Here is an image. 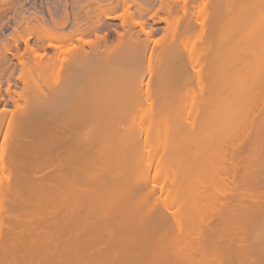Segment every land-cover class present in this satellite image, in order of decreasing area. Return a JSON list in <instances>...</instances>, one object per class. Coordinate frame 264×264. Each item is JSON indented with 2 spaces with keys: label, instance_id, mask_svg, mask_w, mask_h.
<instances>
[{
  "label": "bare ground",
  "instance_id": "bare-ground-1",
  "mask_svg": "<svg viewBox=\"0 0 264 264\" xmlns=\"http://www.w3.org/2000/svg\"><path fill=\"white\" fill-rule=\"evenodd\" d=\"M189 1L152 0L154 12L140 0H87L84 27L75 22L59 32L65 24L55 19L44 32L49 56L22 40L28 58L13 54L27 72L15 79L22 90H11V77L4 92L0 85V264H73L90 254L83 264L264 262V115L253 137L230 135L241 123L231 117L239 116V102L248 104V88L264 77V0H206L213 8L197 5L195 19L179 27L176 17L171 35L181 36L171 42L170 35L162 48L148 18L157 24L159 13L158 22L178 10L189 14ZM117 11L120 24L101 19ZM195 28L201 48L196 39L182 41ZM166 105L177 112L173 126ZM250 123L235 130L247 132ZM180 142L191 150L180 146L178 153ZM156 143L167 151L164 166L175 164L170 186L162 183L169 170ZM152 165L163 166L162 182L152 180ZM182 191L186 199L178 202Z\"/></svg>",
  "mask_w": 264,
  "mask_h": 264
},
{
  "label": "rangeland",
  "instance_id": "rangeland-1",
  "mask_svg": "<svg viewBox=\"0 0 264 264\" xmlns=\"http://www.w3.org/2000/svg\"><path fill=\"white\" fill-rule=\"evenodd\" d=\"M3 1V2H2ZM0 0V85L2 86V90H3V92L6 90V88H7V86L9 87V85L11 84L12 85V89L11 90H13V92L14 91H16V92H19V91H21L22 90V87H23V81L20 83H18V81L17 80H15L16 79V77L17 76H19V74H21V71L23 70V71H25L26 72V70H24V69H21L20 68V64H18L19 63V61H18V59H17V57H16V60H15V58H14V55H16L17 56V53H18V55L19 54H21V55H23L22 53H25L24 55V59L23 60H26L25 59V57H27L28 55H27V50H25V48H26V45H25V43L24 42H28L30 45H32V47H34V48H38L40 51H39V53H41V54H43L44 52L46 53V54H52V50L50 51V45H48L47 44V42L49 41H47V39H45L46 37L44 36V34L46 33V30H48L47 28H51V29H49V30H52L53 28H55V21H57V22H63L64 24V26H60L59 27V29H58V31L59 32H62V31H69V30H71L72 28H75L76 26H85V24H86V21H85V19H86V13H83L84 12V9H81L82 7H80V6H82L83 5V2L85 3V1H87V0ZM191 1V0H190ZM189 1V2H190ZM199 1V3H200V1H201V3H202V5H199V4H197L196 2H197V0L195 1V0H193V8H191L190 9V11H189V14L188 13H184V12H181V11H183V10H181L180 12H179V10H178V12H176L175 14H172V15H170L169 16V19L170 20H172V21H170L169 19H168V23L167 22H165V21H160V22H158L157 20V18L162 14V13H159L157 16L158 17H156V22H157V24L156 23H153L152 21H151V17H149L150 16V13H151V10L153 9L154 10V8L156 7H158V5H157V3H156V5L154 6L153 5V7L154 8H151V6H152V0L150 1V0H140V2H143V3H141L142 5L145 3L146 5H148L150 8H151V10H150V12H146V15L145 16H147L148 15V19H149V22L147 21V23H149L148 25L150 26V28H154V27H156V28H154L155 29V31H154V38H155V40L157 39V41H158V39H159V41H161V43H162V45L160 44V43H158L157 44V46L156 47H159L160 45H161V47L162 48H164L165 46H166V44L168 43H171L173 40H175V39H178L179 38V36H181L180 35V33L178 34L179 36H176L175 37V39H173V37L174 36H172L171 34H172V27L174 26V22L176 21V19L177 18H179L177 21L178 22H176V25L178 24V26L180 27V26H182L183 24H184V21L186 22V20H188L189 21V18L192 20L193 18L195 19V16H196V14L200 11V12H202L201 10H205L206 9V6L208 5V7L210 6L211 7V5L212 4H210V3H207L206 2V0H198ZM204 1H205V8H204V5H203V3H204ZM208 1H210V2H213V1H211V0H208ZM79 2V3H78ZM138 2H139V0H138ZM147 2H148V4H147ZM150 2H151V4H150ZM62 3H64V4H62ZM76 3H78V4H76ZM191 3V4H192ZM195 3H196V5H195ZM207 3V4H206ZM7 4V5H6ZM145 4H144V7H147V6H145ZM154 4V3H153ZM2 5V6H1ZM6 5V6H5ZM85 5H87V4H85ZM85 5H83L84 6V8L86 7ZM197 5H198V7H200V6H202V7H200L201 8V10L198 8V9H196L197 8ZM195 6V7H194ZM192 7V6H191ZM90 8L92 9V7L90 6ZM148 8V7H147ZM155 8V10H154V12H156V9ZM211 8H213V6L211 7ZM49 9V10H48ZM88 9H89V7H88ZM87 9V7H86V10H88ZM207 9H210V8H207ZM206 9V10H207ZM66 10V11H65ZM85 10V11H86ZM199 10V11H198ZM195 11V13H193ZM198 11V12H197ZM212 11V10H211ZM80 12V13H79ZM119 12L121 13V10H119ZM118 11L117 12H113V13H115V14H112V16H114V17H116V16H118L120 13H119ZM192 12V13H191ZM197 12V13H196ZM149 13V14H148ZM153 13V12H152ZM184 13V14H183ZM191 13V14H190ZM205 13H207V12H205ZM208 13H209V10H208ZM211 13V12H210ZM75 14V15H74ZM76 14H78V17L80 16V19L78 20L77 19V21H75L74 19H75V16H76ZM81 14V15H80ZM82 14H83V16H82ZM178 14V15H177ZM181 14V15H180ZM195 16H194V15ZM116 15V16H115ZM175 15V16H174ZM193 16V17H190V16ZM37 16V17H36ZM172 16V18H170ZM184 16V17H183ZM74 17V18H73ZM113 17V18H114ZM160 17H164V15L162 14ZM177 17V18H176ZM24 18V19H23ZM68 18V19H67ZM107 18V17H105L104 15L101 17V19L104 21V22H111V23H115V24H120L119 22V20L120 19H117V17L116 18ZM22 19H23V21H22ZM56 19V20H55ZM83 19V20H82ZM112 19V20H111ZM185 19V20H184ZM47 20V21H46ZM55 20V21H54ZM65 22H64V21ZM106 20V21H105ZM175 20V21H174ZM170 21V22H169ZM67 22V23H66ZM75 22H77V23H79L78 25H77V23L76 24H74ZM172 22V23H171ZM33 23V24H32ZM81 23V24H80ZM169 23H171V25L169 24ZM181 25H180V24ZM46 24V25H45ZM151 24H152V26H151ZM167 24V26H165ZM173 24V25H172ZM76 25V26H75ZM169 25V26H168ZM46 26V27H45ZM73 26H75V27H73ZM148 26V27H149ZM26 27V28H25ZM29 27V28H28ZM33 29H32V28ZM165 27H166V29H168V30H170L169 32L165 29ZM168 27V28H167ZM169 27H171L170 29H169ZM15 28V29H14ZM23 28V29H22ZM35 28V29H34ZM45 28V29H44ZM164 28V29H163ZM197 28V27H196ZM196 28L195 29H192V30H190L189 32L187 31V33H186V31L184 32V30H182V32H184L186 35L187 34H191L190 36L188 35V37H189V39H190V41L186 38V35L184 36L186 39H184V37L182 38V41L183 40H187L186 42H192V40L193 41H195V39H196V41L195 42H197V46L199 47L200 45V43L201 44H203L201 41V38L203 37V36H199V35H201L202 33L201 32H197L195 35L193 34V32H196ZM16 29H17V31H16ZM64 29V30H63ZM198 29H200V28H197V30ZM45 30V31H44ZM194 30V31H193ZM35 31H36V34H35ZM41 31H43V32H41ZM172 31V32H171ZM192 31V32H191ZM200 31V30H199ZM27 32H31L30 33V35H28L29 33H27ZM33 32V33H32ZM41 32V33H40ZM45 32V33H44ZM171 32V33H170ZM179 32H181V31H179ZM19 33V34H18ZM43 33V34H42ZM164 33V34H163ZM166 33H168V35H167V37H166ZM170 33V34H169ZM183 33V34H184ZM36 35V37H35V35ZM42 34V35H41ZM40 35V36H39ZM162 35V36H161ZM165 35V36H164ZM170 35H171V42H169L170 41V39H169V37H170ZM198 35V36H197ZM14 36H15V38H14ZM20 36V37H19ZM45 37V38H43V37ZM144 36V35H143ZM143 36H142V38H143ZM164 36V37H163ZM26 37H28V38H26ZM40 37H42L43 38V40H42V38H40ZM94 36H89V37H87V38H90V39H92ZM191 37H193V38H191ZM195 37V38H194ZM12 38V39H11ZM22 38V39H21ZM168 38V39H167ZM181 38V37H180ZM198 38V39H197ZM200 38V39H199ZM16 39H19V41H16ZM26 39V40H25ZM173 39V40H172ZM9 40V41H8ZM21 40V41H20ZM24 42H23V41ZM164 40V41H163ZM13 41V42H12ZM42 41V42H41ZM166 41H168V42H166ZM199 41V42H198ZM14 42H15V44L16 45H18L19 44V47H17L15 44H14ZM176 42H177V40H176ZM181 41L179 40V42H177V44L178 43H180ZM4 43V44H3ZM13 43V44H12ZM32 43V44H31ZM44 43V44H43ZM49 43V42H48ZM166 43V44H165ZM46 44V45H45ZM165 44V45H164ZM180 45V44H179ZM12 46V47H11ZM16 46V48H19V50H17L16 48H14L13 50L11 49V48H13V47H15ZM42 46V47H41ZM47 46V47H46ZM50 46V47H49ZM181 46H182V43H181ZM4 47V48H3ZM48 47H49V49H48ZM201 47H203V46H200V48ZM8 48H10V50H8ZM47 49V50H44V49ZM162 48H160L159 47V50H161V53H162V51H163V49ZM8 50V52H6L7 50ZM51 49H52V47H51ZM19 51V52H18ZM9 52H11V53H9ZM157 52H158V50H157ZM2 53V54H1ZM4 53H5V56H4ZM16 53V54H15ZM14 54V55H13ZM49 54H48V56H49ZM13 55V56H12ZM5 58H4V57ZM28 58V57H27ZM18 61V62H17ZM18 68V69H17ZM20 68V69H19ZM13 71H11V70ZM32 69V68H31ZM20 70V71H19ZM35 70V74H36V69H34ZM10 71V72H9ZM14 74H12V73ZM18 72H20V73H18ZM28 72H30V70L28 71ZM12 74V76H11V74ZM27 73V72H26ZM32 73V72H31ZM34 73H32L33 75H35ZM16 74V75H15ZM18 74V75H17ZM28 75V74H27ZM26 75V76H27ZM14 76V77H13ZM10 77L12 78V79H10ZM24 77V76H23ZM27 78V77H26ZM25 78V79H26ZM29 78V77H28ZM9 80V85H8V80ZM263 79H264V77H263ZM262 79V80H263ZM3 80V81H2ZM12 80V81H11ZM261 79H258L257 81H260V82H255L253 85H251L249 88H248V90H247V96H246V98L248 99V104H247V102H246V100H243V101H240L239 103H240V109H237L238 111H240L239 113L241 114H239V116H241L240 118H241V121L239 120L240 118H239V116L237 115V113L238 112H236V115L235 114H233L232 112V114L234 115V116H231V117H233L232 119H234V117H235V122H237L238 121V123H242V125H241V123H240V125L239 124H236V126L235 127H233V131H231L232 133L230 134V135H232L233 134V132H236V133H234L233 135H232V137L234 138L235 136L237 137V136H242V135H245V137H249V135L250 136H254V135H252V134H254L253 133V130H252V127L253 126H255V125H253V123H254V121L255 122H257V120L258 119H261V118H257V117H259V115L260 114H262V115H264V111H262V109H263V105H264V100L262 101V98L264 97V87H263V85H264V80L262 81ZM27 81V80H26ZM16 82V83H15ZM31 82V81H30ZM29 82V83H30ZM13 83L14 84H16V85H13ZM257 83V84H256ZM261 84V85H260ZM256 85V86H255ZM255 86V87H254ZM16 87V88H15ZM21 87V88H20ZM260 89V88H262V90L260 89V91H261V93L259 92V90H258V88ZM254 88V89H253ZM256 88V89H255ZM21 89V90H20ZM250 89H252V90H250ZM249 90L250 91H252V92H249ZM258 90V91H257ZM262 92H263V94H262ZM248 93L251 95H248ZM255 93V94H254ZM260 94V95H259ZM262 94V95H261ZM237 95V94H236ZM254 95H255V97H256V100H258L259 98L261 99V101L262 102H255L254 103V100L255 99H253V98H255L254 97ZM263 96V97H262ZM248 97H251V98H248ZM245 98V99H246ZM196 99V98H195ZM195 99H193V101L192 102H195V103H197L196 101H195ZM253 99V100H252ZM264 99V98H263ZM196 100H198V101H200V98H197ZM255 100V101H256ZM186 101V100H185ZM191 101V100H190ZM190 101H188L189 102V104H190ZM251 101H252V104H250L251 103ZM187 102V101H186ZM246 102V103H245ZM21 103H23V102H21ZM185 102L183 101L181 104H184ZM194 103V104H195ZM242 103V104H241ZM253 103H254V105H253ZM10 104V103H9ZM7 104L6 105V108H8V109H12L13 107H12V105L10 104ZM172 104V106H173V103H170V105ZM179 104V103H178ZM177 104V106H181V104L180 105H178ZM193 103H191L190 104V106L192 105ZM238 104V103H237ZM237 104H236V106H237ZM246 104V105H245ZM256 104V105H255ZM263 104V105H262ZM169 105V104H168ZM168 105H166V108L164 109V112H165V110L167 109L168 111H170V112H168L169 113V118H170V115H174L175 114V112H176V110H173V109H169V106ZM185 105V104H184ZM184 105H182V108H183V106ZM248 105V106H247ZM251 105H252V107L254 108L255 106L256 107H258L257 108V110L255 111V109L256 108H254V110L252 111V110H250V109H248V108H250L251 107ZM261 105L263 106L262 107V109L260 108L261 107ZM168 106V107H167ZM235 106V107H236ZM246 106V107H245ZM250 106V107H249ZM171 107V106H170ZM176 107V106H175ZM178 107V108H179ZM185 107V106H184ZM189 106H187V104H186V107L184 108V109H186V108H188ZM238 107V106H237ZM236 107V108H237ZM242 107H245V108H242ZM248 107V108H247ZM162 108V107H161ZM172 108V107H171ZM177 108V107H176ZM175 108V109H176ZM177 108V109H178ZM234 108V107H233ZM236 108H234L233 110H235L236 111ZM239 108V107H238ZM252 108V109H253ZM183 109V110H184ZM242 109H245V111L244 110H242ZM173 110V111H172ZM180 110V109H179ZM179 110H177L178 112H179ZM182 110V111H183ZM232 110V111H233ZM262 112H261V111ZM244 111V112H243ZM252 112L253 113V115L250 113V115H249V112ZM257 111H258V113H257ZM158 112V111H157ZM163 112V113H164ZM180 112H181V110H180ZM179 112V113H180ZM234 112V111H233ZM246 112V113H245ZM254 112H256V113H254ZM158 113H160V112H158ZM167 113V114H168ZM177 113V112H176ZM183 113L184 114H186V112H184L183 111ZM243 113V114H242ZM181 114H182V112H181ZM232 114H229V115H232ZM177 115V114H176ZM176 115H174V116H176ZM179 115V114H178ZM247 115H248V117L249 116H253L252 117V119H254V118H256L255 120H252L251 119V117H247ZM258 115V116H257ZM262 115H260V117L262 116ZM177 117V116H176ZM236 117H238V118H236ZM243 117V118H242ZM246 118V119H245ZM248 118V119H247ZM171 119V121H170V124L172 125V124H176V122H175V120H174V117H173V119L172 118H170ZM169 119V120H170ZM238 119V120H237ZM174 120V121H173ZM177 120V119H176ZM242 120H243V122H242ZM247 120V121H246ZM250 120V122L252 123H250V129L249 128H246V131L247 132H244L243 133V130L245 131V128L242 130H239V132H237L238 131V128L237 127H239V128H243V127H245V126H247L248 127V121ZM173 121V122H172ZM160 122V127L162 126V130L163 129H167V125H165L162 121H159ZM247 123V125H245V126H243L244 124H246ZM258 122H259V120H258ZM149 123V125H152L153 123H155V125H156V122H151V121H149L148 122ZM152 123V124H151ZM261 123V122H260ZM262 123H264V121L262 120ZM262 123H261V126H263L262 125ZM171 125H169V127L171 126ZM252 125V126H251ZM173 126V125H172ZM171 126V127H172ZM256 126H257V124H256ZM256 126H255V128H256ZM258 126H259V124H258ZM258 126H257V128H258ZM235 128L237 129V131L235 130ZM255 130V129H254ZM164 131V130H163ZM240 131H241V133H240ZM257 131H259V129H256V131H254V132H256L257 133ZM261 132V131H260ZM238 133V134H237ZM239 133L241 134V135H239ZM247 134V136H246V134ZM255 133V134H256ZM235 137V138H236ZM244 137V136H243ZM238 138V137H237ZM241 139H243V138H241ZM245 139V138H244ZM162 142V141H161ZM247 141H245V146L246 147H249L248 146V144H249V142H247ZM162 143H164V142H162ZM181 144V145H180ZM183 144H185L184 142L183 143H179V146H177V149L179 150L180 149V146H183ZM244 144H243V146H244ZM187 145H189V144H187L186 143V145H184L183 146V148H185V146L187 147ZM190 146V145H189ZM244 146V148H245V151L243 150V148H242V152H243V154H246L245 152H246V147ZM155 147V148H154ZM154 147H153V149H157L158 151H160V152H156V151H154V152H156V155H158V157H159V154H161V150H163L162 149V146H160V149H158V143H156L155 145H154ZM182 148V147H181ZM188 148V147H187ZM191 147H189L188 149H186L185 151L186 152H189V149H190ZM192 148H193V146H192ZM219 148H220V145H219ZM226 148V147H225ZM227 149V148H226ZM191 150V149H190ZM173 151V150H172ZM172 151H170V152H172ZM176 150H174V152H175ZM181 151H182V149H181ZM185 151H182L183 153H185ZM154 152H152V153H154ZM167 153V151H164V152H162L163 154L164 153ZM170 152L168 153V155L169 156H171V155H173V154H171L170 155ZM173 152V153H174ZM157 153H159V154H157ZM178 153H180V150L178 151ZM177 153V154H178ZM163 154H161L162 155V157H164L163 156ZM175 155H177L176 154V152L174 153ZM155 155V156H156ZM161 155H160V159L158 158V160H161ZM167 155V154H166ZM167 155V156H168ZM174 155V156H175ZM172 157V156H171ZM165 158V157H164ZM164 160V159H163ZM163 160H161V161H163ZM166 158H165V163H163L162 165L164 166V164L166 165ZM249 161V160H248ZM248 161L246 162L245 161V164L247 163L248 165H249V163H248ZM156 162H158L157 161V159H156ZM155 162V160H154V163H156ZM170 162H171V160H170ZM153 163V165H157V164H154ZM161 163V162H160ZM160 163L158 164V166H160ZM246 164V165H247ZM252 164V163H251ZM152 165V167H154V168H152L153 169V175H151L152 176V180H153V178L155 179V181L156 182H162V178H164L165 177V174H167L169 177H170V179H169V177H165V179H169V180H165V179H163L164 181L162 182L164 185L165 184H167L168 186H170L171 184L170 183H172L171 181H172V177L174 176H172V174H173V172L171 171V168H169L168 166H169V163L167 164L168 166H166V167H168V169L164 166V169H163V172L165 173V174H163L162 172V175L164 176H160L161 174L158 172L161 168H163V166L161 165V167L160 168H158L157 166H153ZM175 165V164H174ZM174 165H173V168H175L174 167ZM193 166V165H192ZM197 166V167H196ZM196 166H193L194 168H197V169H200L201 167H198L199 166V164H196ZM251 166V165H250ZM155 167H157V173H156V175H154V173H155ZM263 167V168H262ZM261 168L262 169H264V164H263V166H262ZM166 168V169H165ZM172 168V169H173ZM194 168H192L191 169V171L194 169ZM197 169H195V170H197ZM167 170H169L167 173H166V171ZM151 172V173H152ZM192 172H195L194 170L192 171ZM159 173V177H161V179L157 176V174ZM154 176V177H153ZM132 178V179H131ZM136 179L137 178H139V177H135ZM157 178H159V180H157ZM128 181H131L132 183H134L135 181H137V180H135L134 179V176H132V177H130V178H128L127 179ZM166 181H169L170 183L168 184ZM160 184V183H159ZM214 185V184H213ZM260 185H263V182L262 183H260ZM259 185V186H260ZM168 186H166V187H168ZM215 189H218V183H215ZM165 187V188H166ZM214 187V186H213ZM245 189L246 188V186H242L241 187V189ZM185 189V188H184ZM182 190H183V188H182ZM158 191V190H157ZM184 192H185V190H184ZM183 191H182V194L184 193ZM187 192V191H186ZM178 193H179V191H178ZM177 193V195L178 196H180L179 194ZM188 193V192H187ZM187 193H186V196H187ZM180 194H181V191H180ZM176 195V197L179 199V200H177L178 202H180V201H182V199H186V196H185V193L183 194V197H178ZM175 197V198H176ZM181 199V200H180ZM185 201V200H184ZM183 201V202H184ZM182 203V202H181ZM209 207H210V209H211V211H210V209H209V213L210 214H212V210L214 209V207H212L211 208V206L209 205ZM209 214V215H210ZM216 222V223H215ZM214 223L215 224H218L217 223V221H215ZM196 225V224H195ZM211 226H213V225H211ZM215 226V225H214ZM213 226V227H214ZM198 227L199 226H195V228H197L196 230L197 231H195L194 232V229H193V232L196 234L197 232H199V230H198ZM208 231H210V229L208 230ZM244 230H242V232H243ZM247 232H249V231H247ZM240 234H242V233H240ZM67 239H69V237L67 238ZM210 240H212V239H208V237H206V239H205V241L204 242H207V243H209L208 241H210ZM214 241H216V239L214 240ZM226 241V240H225ZM203 242V243H204ZM212 242V241H211ZM227 242V241H226ZM207 243H205V244H207ZM106 249H107V247H106ZM132 251V250H131ZM130 251V252H131ZM128 252L130 255L133 253V252ZM92 254H90V258L92 257V258H94L93 257V255L91 256ZM32 256V255H31ZM23 257H25V259L26 258H28L29 259V257H30V255H29V257H28V255L26 256H23ZM88 257V259H90ZM226 258V257H225ZM31 259V258H30ZM88 259H85L86 260V262H88V261H91L92 259H90V260H88ZM108 259H106V260H104V261H102L101 263L102 264H109L108 262L109 261H107ZM77 263H73V264H80V263H86V262H80V260H77L76 261ZM104 262V263H103ZM259 264H264V262L262 263V262H258ZM122 264H129L127 261L126 262H123Z\"/></svg>",
  "mask_w": 264,
  "mask_h": 264
}]
</instances>
